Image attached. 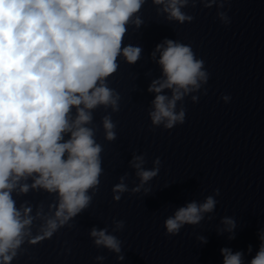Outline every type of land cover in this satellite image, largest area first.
<instances>
[{
    "label": "clouds",
    "instance_id": "1",
    "mask_svg": "<svg viewBox=\"0 0 264 264\" xmlns=\"http://www.w3.org/2000/svg\"><path fill=\"white\" fill-rule=\"evenodd\" d=\"M144 0H0V260L10 264L16 249L29 233L30 208L21 211L11 197L18 181L33 173L38 178L32 188L42 187L57 192L59 204L55 218L47 219L42 235L30 243L50 238L58 227L76 216L90 201L88 189L99 183L100 145L93 139L91 129L83 126L91 120L88 110L98 105H111L118 110L119 96L105 84L117 70V57L123 54L134 64L141 49L125 46L122 40L126 24L137 13ZM163 4L170 19L183 23L191 20L180 10L187 0H154ZM210 6V5H208ZM223 17V14H221ZM140 20H136L139 25ZM166 45V46H165ZM158 63L164 78L154 80L148 91L155 92L152 123L171 129L183 123L184 112L174 113L176 101L207 81L201 71L203 62L194 59L190 47L165 40L156 46ZM155 52L153 57H155ZM172 90L169 99L161 94ZM197 98L193 97L195 101ZM227 99V97H225ZM83 105V107H81ZM75 107L77 117L70 123L69 113ZM108 140L115 139V125L109 117L103 120ZM71 133L67 141L63 134ZM63 141V142H62ZM67 153V156L65 154ZM142 157H134L141 182L150 180L158 169L143 170ZM158 165L159 159L155 161ZM123 179V178H122ZM29 185L21 186L27 192ZM139 189H134L138 191ZM116 193L126 191L117 184ZM119 200L120 196H114ZM216 201L209 196L203 204L189 203L165 221L170 234L178 233L184 224H197L202 214L213 211ZM39 215V213L37 214ZM224 223L234 227L226 218ZM123 222L118 223L122 227ZM97 246L103 245L119 253L120 242L106 230L91 231ZM259 251L250 264H264V234L260 236ZM249 251L251 247L249 246ZM224 264H242V253L221 249ZM121 259L123 257H120ZM103 259V257H97Z\"/></svg>",
    "mask_w": 264,
    "mask_h": 264
}]
</instances>
